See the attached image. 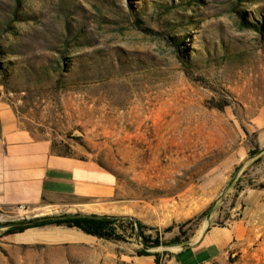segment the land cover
I'll return each instance as SVG.
<instances>
[{
    "label": "rangeland",
    "instance_id": "rangeland-1",
    "mask_svg": "<svg viewBox=\"0 0 264 264\" xmlns=\"http://www.w3.org/2000/svg\"><path fill=\"white\" fill-rule=\"evenodd\" d=\"M0 92L23 127L113 180L82 213L137 220L127 240L6 233L46 209L0 204V264H132L139 222L160 264L172 245L264 264L249 227L264 216V0H0Z\"/></svg>",
    "mask_w": 264,
    "mask_h": 264
},
{
    "label": "crops",
    "instance_id": "crops-1",
    "mask_svg": "<svg viewBox=\"0 0 264 264\" xmlns=\"http://www.w3.org/2000/svg\"><path fill=\"white\" fill-rule=\"evenodd\" d=\"M112 183L95 161L54 154L49 138L35 136L20 124L12 108L0 106V204H26L28 208L46 209L43 214L82 213V205H86L83 201H101L91 197L105 195L106 187ZM88 212L105 214L94 210ZM251 218V233L255 234L256 228L264 233V216ZM226 236L228 239V234ZM176 251L175 260L161 264H199L215 257L227 262L226 256L216 250L182 251L178 248ZM133 258L132 264H157L153 255H134Z\"/></svg>",
    "mask_w": 264,
    "mask_h": 264
},
{
    "label": "trees",
    "instance_id": "trees-1",
    "mask_svg": "<svg viewBox=\"0 0 264 264\" xmlns=\"http://www.w3.org/2000/svg\"><path fill=\"white\" fill-rule=\"evenodd\" d=\"M52 151L54 154L62 156L76 157L74 153L68 150H63L58 148L55 142H52ZM251 154H255L256 150L250 151ZM85 159L84 157H80ZM204 214L206 211L203 212ZM134 218L130 219V230L126 229L124 224L125 217L122 215H109V214H97V213H62L60 215H42L35 216L25 220L24 224L15 225L6 230V233L22 232L27 228L35 226H44L48 224H64L70 227H79L85 233L97 236L99 238L109 239V240H127L128 235H135ZM139 222V221H138ZM139 232L138 236L143 242V248L139 249V255H151L147 249L148 247L159 246L163 243L160 236L152 237L144 233L142 223L139 222ZM179 242V240H172L171 243ZM156 257L158 253H153ZM156 263L160 264L159 260L156 259Z\"/></svg>",
    "mask_w": 264,
    "mask_h": 264
},
{
    "label": "bare ground",
    "instance_id": "bare-ground-1",
    "mask_svg": "<svg viewBox=\"0 0 264 264\" xmlns=\"http://www.w3.org/2000/svg\"><path fill=\"white\" fill-rule=\"evenodd\" d=\"M109 195H111L112 194V190H110L109 192ZM107 194V193H106ZM84 209V208H83ZM92 210H94V211H98V212H105V213H115V212H117V210H115V209H109V208H106V207H103V206H100V207H89L88 208V211H92ZM40 214H43L42 212L40 213ZM37 215V214H36ZM39 216V215H38ZM45 226V225H44ZM41 227L40 226H38V227H30V228H27V229H25V230H32V229H40ZM80 231H81V233H82V235H81V238H85L86 240H90L91 238L90 237H94V235H91V234H87V233H85L82 229H80ZM13 235L14 234H9L8 236H10V237H13ZM173 248L174 249H178L179 248V246L177 245V246H173Z\"/></svg>",
    "mask_w": 264,
    "mask_h": 264
},
{
    "label": "built area",
    "instance_id": "built-area-1",
    "mask_svg": "<svg viewBox=\"0 0 264 264\" xmlns=\"http://www.w3.org/2000/svg\"><path fill=\"white\" fill-rule=\"evenodd\" d=\"M19 206H20L21 208H23V209H27V208H28L26 204H20Z\"/></svg>",
    "mask_w": 264,
    "mask_h": 264
},
{
    "label": "water",
    "instance_id": "water-1",
    "mask_svg": "<svg viewBox=\"0 0 264 264\" xmlns=\"http://www.w3.org/2000/svg\"><path fill=\"white\" fill-rule=\"evenodd\" d=\"M0 94H1V92H0Z\"/></svg>",
    "mask_w": 264,
    "mask_h": 264
}]
</instances>
